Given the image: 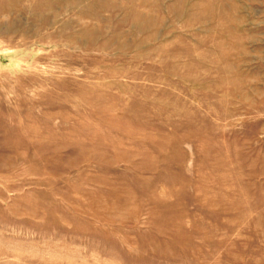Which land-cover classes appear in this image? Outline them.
Instances as JSON below:
<instances>
[{
    "label": "rangeland",
    "instance_id": "374dc122",
    "mask_svg": "<svg viewBox=\"0 0 264 264\" xmlns=\"http://www.w3.org/2000/svg\"><path fill=\"white\" fill-rule=\"evenodd\" d=\"M0 264H264V0H0Z\"/></svg>",
    "mask_w": 264,
    "mask_h": 264
}]
</instances>
